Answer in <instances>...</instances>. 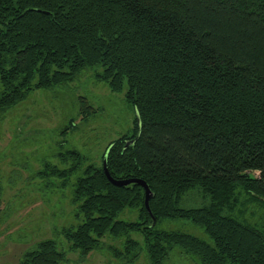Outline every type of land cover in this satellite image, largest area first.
I'll return each mask as SVG.
<instances>
[{
  "label": "trees",
  "instance_id": "16d2710c",
  "mask_svg": "<svg viewBox=\"0 0 264 264\" xmlns=\"http://www.w3.org/2000/svg\"><path fill=\"white\" fill-rule=\"evenodd\" d=\"M84 68L139 123L99 164L76 149L43 162L39 178L71 186L74 222L55 230L66 250L40 238L18 264L104 251L106 264H165L174 248L197 264H264V0H0V115ZM77 104L82 120L97 113ZM109 146L110 177L145 181L150 212L142 186L106 177ZM173 220L210 242L160 227Z\"/></svg>",
  "mask_w": 264,
  "mask_h": 264
},
{
  "label": "rangeland",
  "instance_id": "374dc122",
  "mask_svg": "<svg viewBox=\"0 0 264 264\" xmlns=\"http://www.w3.org/2000/svg\"><path fill=\"white\" fill-rule=\"evenodd\" d=\"M94 69L84 68L77 78L64 84L34 90L0 115V264H18L40 238L55 237L62 249H67L55 230L74 222L68 199L71 186L61 188L60 180L54 177L39 178L36 173L43 162L55 164L59 151L76 149L88 163L99 164L106 145L132 129L135 112L126 104L124 92H111L106 83L96 81ZM79 96L87 97L97 108L87 121L78 113ZM70 121L74 127L61 133ZM245 217L251 223L258 220L249 212ZM160 227L210 242L204 231L190 222L164 221ZM132 237L140 239L138 234ZM67 257L64 264L108 263L105 251L93 252L83 260H78L77 252H67ZM188 257L174 248L165 264H197ZM135 264H149L145 254Z\"/></svg>",
  "mask_w": 264,
  "mask_h": 264
},
{
  "label": "water",
  "instance_id": "95a60500",
  "mask_svg": "<svg viewBox=\"0 0 264 264\" xmlns=\"http://www.w3.org/2000/svg\"><path fill=\"white\" fill-rule=\"evenodd\" d=\"M135 115H136V118H137L138 123H139L137 112L135 113ZM132 141L133 140L128 141V143L132 142ZM109 149H110V146L105 150V153H104V156H103V162H102L103 163V170H104V173H105L106 177L108 178V180L112 184H114L116 186H123V185H126V184L130 183V182H135V183L139 184L140 186H142L143 189H144V204H145L146 209L149 211L148 200L151 197V191H150L149 187L147 186V184L145 183V181H143L141 179L116 180V179H113L112 177H110V175H109V173L107 171V167H106V159H107V154H108Z\"/></svg>",
  "mask_w": 264,
  "mask_h": 264
}]
</instances>
